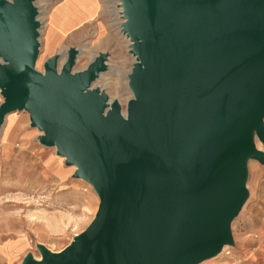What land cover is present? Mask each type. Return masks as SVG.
I'll list each match as a JSON object with an SVG mask.
<instances>
[{"label": "water", "instance_id": "1", "mask_svg": "<svg viewBox=\"0 0 264 264\" xmlns=\"http://www.w3.org/2000/svg\"><path fill=\"white\" fill-rule=\"evenodd\" d=\"M35 0H0V120L27 111L74 177L95 185L96 218L59 253L22 264H200L228 241L243 199L239 157L264 163V0H120L136 58L133 99L89 89L97 58L71 73L69 50L35 69Z\"/></svg>", "mask_w": 264, "mask_h": 264}, {"label": "rangeland", "instance_id": "2", "mask_svg": "<svg viewBox=\"0 0 264 264\" xmlns=\"http://www.w3.org/2000/svg\"><path fill=\"white\" fill-rule=\"evenodd\" d=\"M58 1H33L40 22L34 69L40 75L46 60L55 56L45 58L43 38L48 12ZM100 12L97 21L88 24L82 41L61 44L58 66L71 49L78 50L71 73L83 72L95 57L103 58L107 69L90 87L118 103L126 115V104L133 99L128 77L136 58L129 52L127 38L110 28L106 14ZM79 20L75 16L68 24L71 27ZM261 120L264 124V116ZM4 122L0 128V264H22L28 257L41 256L40 247L58 253L71 244L96 218L101 199L94 184L74 177L76 169L65 164L55 147L40 144L43 134L29 124L27 111L11 112ZM248 139L264 152L257 132L252 138L248 131ZM238 164L244 196L229 225L230 239L200 264H264V163L246 153Z\"/></svg>", "mask_w": 264, "mask_h": 264}, {"label": "crops", "instance_id": "3", "mask_svg": "<svg viewBox=\"0 0 264 264\" xmlns=\"http://www.w3.org/2000/svg\"><path fill=\"white\" fill-rule=\"evenodd\" d=\"M74 3L76 4L73 5ZM48 14L49 21L43 38L45 58L56 55L63 43L82 41L90 29L88 24L96 22L101 12L98 0H59L50 8ZM75 16L80 20L70 27L68 22Z\"/></svg>", "mask_w": 264, "mask_h": 264}, {"label": "built area", "instance_id": "4", "mask_svg": "<svg viewBox=\"0 0 264 264\" xmlns=\"http://www.w3.org/2000/svg\"><path fill=\"white\" fill-rule=\"evenodd\" d=\"M98 2L100 11L102 10L106 14L109 27L116 32H120L122 35L125 34L123 32V24L126 22V19L124 17L122 2L120 0H98Z\"/></svg>", "mask_w": 264, "mask_h": 264}, {"label": "bare ground", "instance_id": "5", "mask_svg": "<svg viewBox=\"0 0 264 264\" xmlns=\"http://www.w3.org/2000/svg\"><path fill=\"white\" fill-rule=\"evenodd\" d=\"M35 8H37V7H35ZM123 36L125 37L126 35L123 34ZM127 41L129 42V45H128V46H130L132 43H130V41H129L128 38H127ZM76 51L78 52V50H76ZM68 53H69V50L66 51V57H67ZM66 57H65V58H66ZM97 58H99V57H95L94 61H95ZM104 66H105V70H106V69H107V64L104 63ZM59 69H60V68H59V66H58L57 71H59ZM99 76H100V75H99ZM94 84H95V83H94ZM89 89L91 90L92 87H89ZM0 92H1V91H0ZM114 104H116L115 101L112 102L111 100H108V101H107V108L105 109L104 112L109 111V110L114 106ZM0 105H1V103H0ZM121 114L124 116V113H123V112H122ZM5 118H6V116H5ZM5 118H4V119H5ZM4 119H3V120H0V128H2V126H3L4 123H5V122H4ZM249 133H250L251 137L253 138V136H255V133H256V132H254V130H250ZM255 148H256L258 151L261 150L260 147H258V146H256ZM261 152H262V151H261ZM61 158H63V157H61ZM72 167H74V166H72ZM75 168H76V167H74V169H75ZM49 251H50V250H49ZM50 252H51V251H50ZM60 252H61V251H60ZM52 253H54V252H52ZM58 253H59V252H58ZM41 259H42V258H41L40 255L38 256V259H36V257H35V258L32 257V260L35 261V262H40Z\"/></svg>", "mask_w": 264, "mask_h": 264}]
</instances>
